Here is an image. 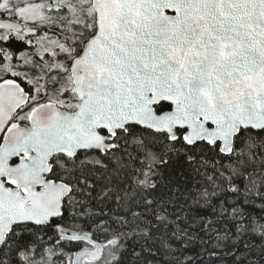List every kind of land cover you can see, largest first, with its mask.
<instances>
[{
    "label": "snow or ice",
    "instance_id": "6c2138e0",
    "mask_svg": "<svg viewBox=\"0 0 264 264\" xmlns=\"http://www.w3.org/2000/svg\"><path fill=\"white\" fill-rule=\"evenodd\" d=\"M0 264H264V0H0Z\"/></svg>",
    "mask_w": 264,
    "mask_h": 264
}]
</instances>
